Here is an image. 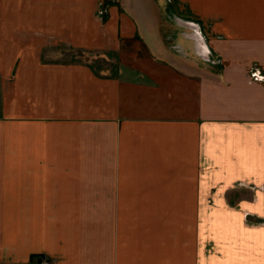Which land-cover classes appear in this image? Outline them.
Masks as SVG:
<instances>
[{"label": "crops", "instance_id": "obj_1", "mask_svg": "<svg viewBox=\"0 0 264 264\" xmlns=\"http://www.w3.org/2000/svg\"><path fill=\"white\" fill-rule=\"evenodd\" d=\"M45 263L264 264V0H0V264Z\"/></svg>", "mask_w": 264, "mask_h": 264}, {"label": "built area", "instance_id": "obj_2", "mask_svg": "<svg viewBox=\"0 0 264 264\" xmlns=\"http://www.w3.org/2000/svg\"><path fill=\"white\" fill-rule=\"evenodd\" d=\"M196 26H199L198 24H195ZM171 49L175 52V53H177V54H179V55H187V51L184 49V47L181 45V44H179V43H176V42H174V43H172L171 44ZM208 60L207 61H211V59L210 58H207ZM45 264H48V263H45Z\"/></svg>", "mask_w": 264, "mask_h": 264}, {"label": "rangeland", "instance_id": "obj_3", "mask_svg": "<svg viewBox=\"0 0 264 264\" xmlns=\"http://www.w3.org/2000/svg\"><path fill=\"white\" fill-rule=\"evenodd\" d=\"M172 43H174V42H172ZM176 43H179V42H176ZM179 44H181V43H179ZM182 45V44H181ZM183 46V45H182ZM184 47V46H183ZM184 49L187 51V49L184 47ZM187 54H188V51H187ZM63 55V54H62ZM77 55H78V57H81V58H86V57H88L87 56V54H85L84 52H77ZM65 56H67V54L65 55ZM89 58H91V59H93V58H95V56H90Z\"/></svg>", "mask_w": 264, "mask_h": 264}, {"label": "bare ground", "instance_id": "obj_4", "mask_svg": "<svg viewBox=\"0 0 264 264\" xmlns=\"http://www.w3.org/2000/svg\"><path fill=\"white\" fill-rule=\"evenodd\" d=\"M197 33V32H196ZM201 38V37H200ZM203 48V47H202ZM197 53V52H196Z\"/></svg>", "mask_w": 264, "mask_h": 264}]
</instances>
